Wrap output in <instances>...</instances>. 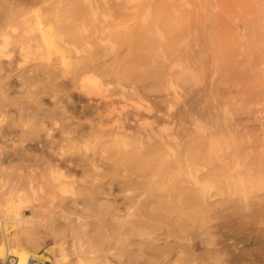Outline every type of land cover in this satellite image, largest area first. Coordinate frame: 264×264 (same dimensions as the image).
I'll return each mask as SVG.
<instances>
[{
	"label": "rangeland",
	"instance_id": "obj_1",
	"mask_svg": "<svg viewBox=\"0 0 264 264\" xmlns=\"http://www.w3.org/2000/svg\"><path fill=\"white\" fill-rule=\"evenodd\" d=\"M4 226L48 264H264V0H0Z\"/></svg>",
	"mask_w": 264,
	"mask_h": 264
},
{
	"label": "bare ground",
	"instance_id": "obj_2",
	"mask_svg": "<svg viewBox=\"0 0 264 264\" xmlns=\"http://www.w3.org/2000/svg\"><path fill=\"white\" fill-rule=\"evenodd\" d=\"M8 220H15V221H19V220H24L23 217L20 218H16V219H8ZM7 226V225H6ZM262 231V230H261ZM264 231V230H263ZM7 229L4 226L3 227V244L0 247V264H6L5 261L8 256L13 255L15 257H17L19 259L18 264H27V261L29 258H35V259H39L45 262V259L41 256V255H34L33 253H29V252H23V251H17L15 249H13L10 245V239L8 237V234L6 233ZM261 233V232H260ZM260 235V234H259ZM250 236V235H249ZM264 236V235H263ZM260 238V237H259ZM259 240V239H258ZM264 242V241H263ZM4 247V248H3ZM261 248V247H260ZM255 250V249H254ZM262 252V251H261ZM255 254V253H254ZM46 264H48L47 262H45Z\"/></svg>",
	"mask_w": 264,
	"mask_h": 264
},
{
	"label": "built area",
	"instance_id": "obj_3",
	"mask_svg": "<svg viewBox=\"0 0 264 264\" xmlns=\"http://www.w3.org/2000/svg\"><path fill=\"white\" fill-rule=\"evenodd\" d=\"M8 264H18L17 260L15 257L9 256L7 261ZM27 264H46L44 261L35 259V258H29L27 261Z\"/></svg>",
	"mask_w": 264,
	"mask_h": 264
}]
</instances>
